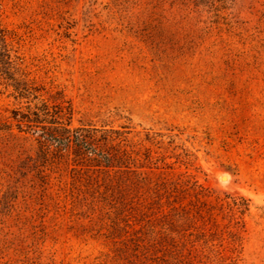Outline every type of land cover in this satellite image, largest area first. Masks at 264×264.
Masks as SVG:
<instances>
[{
	"label": "rangeland",
	"instance_id": "rangeland-1",
	"mask_svg": "<svg viewBox=\"0 0 264 264\" xmlns=\"http://www.w3.org/2000/svg\"><path fill=\"white\" fill-rule=\"evenodd\" d=\"M0 19V71L18 65L70 105L72 128L122 133L126 166L44 152L54 126L14 119L27 103L0 72V264L111 253L110 207L130 200L212 207L241 239L237 264H264V0H0ZM240 197L239 223L222 219Z\"/></svg>",
	"mask_w": 264,
	"mask_h": 264
},
{
	"label": "trees",
	"instance_id": "trees-1",
	"mask_svg": "<svg viewBox=\"0 0 264 264\" xmlns=\"http://www.w3.org/2000/svg\"><path fill=\"white\" fill-rule=\"evenodd\" d=\"M6 38L0 19V40L6 44ZM0 72L13 88L15 99L27 103L26 112L19 117L15 114L14 119L29 130L45 124L54 126L53 130L42 128L43 141L39 142L44 152H50L53 147L52 152L71 155L76 165L89 170L126 167L122 151L115 149L120 147L122 133L84 126L72 128L70 105L62 102L50 105L44 98L45 88L37 85L18 65L13 66L12 72L10 69ZM130 201V205L110 207L113 216L108 217L110 223L105 228L106 238L113 244L111 253H101L83 264H237L241 261L240 237L230 230H225V235L217 232L220 224L211 217L212 207H205V214L199 208L185 206L159 205L145 210ZM247 209L248 200L243 197L226 200L218 207L224 214L221 218H228L234 224L239 223L236 212L243 214Z\"/></svg>",
	"mask_w": 264,
	"mask_h": 264
},
{
	"label": "bare ground",
	"instance_id": "bare-ground-1",
	"mask_svg": "<svg viewBox=\"0 0 264 264\" xmlns=\"http://www.w3.org/2000/svg\"><path fill=\"white\" fill-rule=\"evenodd\" d=\"M223 179L225 180V177H223Z\"/></svg>",
	"mask_w": 264,
	"mask_h": 264
}]
</instances>
